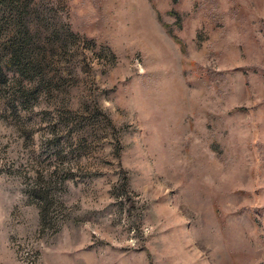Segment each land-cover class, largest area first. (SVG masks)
<instances>
[{"label": "rangeland", "instance_id": "obj_1", "mask_svg": "<svg viewBox=\"0 0 264 264\" xmlns=\"http://www.w3.org/2000/svg\"><path fill=\"white\" fill-rule=\"evenodd\" d=\"M44 2L65 47L27 109L0 93V264H264V0Z\"/></svg>", "mask_w": 264, "mask_h": 264}, {"label": "trees", "instance_id": "obj_2", "mask_svg": "<svg viewBox=\"0 0 264 264\" xmlns=\"http://www.w3.org/2000/svg\"><path fill=\"white\" fill-rule=\"evenodd\" d=\"M48 10L44 0H0V93L13 108L30 106L46 77L40 65L48 52L65 47L59 35L62 23L49 21ZM28 195L43 225L44 189L38 187Z\"/></svg>", "mask_w": 264, "mask_h": 264}]
</instances>
